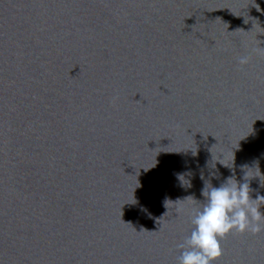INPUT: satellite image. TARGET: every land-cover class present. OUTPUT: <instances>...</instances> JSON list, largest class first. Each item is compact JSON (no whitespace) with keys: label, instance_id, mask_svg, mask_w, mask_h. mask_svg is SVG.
<instances>
[{"label":"water","instance_id":"1","mask_svg":"<svg viewBox=\"0 0 264 264\" xmlns=\"http://www.w3.org/2000/svg\"><path fill=\"white\" fill-rule=\"evenodd\" d=\"M247 169L264 196V0H0V264H178Z\"/></svg>","mask_w":264,"mask_h":264},{"label":"clouds","instance_id":"2","mask_svg":"<svg viewBox=\"0 0 264 264\" xmlns=\"http://www.w3.org/2000/svg\"><path fill=\"white\" fill-rule=\"evenodd\" d=\"M248 60L247 55L240 56L238 63L247 64ZM232 167L233 161L228 168ZM248 170L244 172L242 183L234 175L219 187L212 186L210 181L205 183L201 193L204 200L190 217L193 226L190 234L177 245L181 249L178 264H213L222 254L220 240L225 235L230 232L256 234L264 230V214L259 210L264 206V196L251 198L248 181L254 176L246 178Z\"/></svg>","mask_w":264,"mask_h":264}]
</instances>
